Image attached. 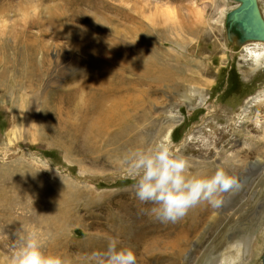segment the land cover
<instances>
[{"label": "rangeland", "instance_id": "1", "mask_svg": "<svg viewBox=\"0 0 264 264\" xmlns=\"http://www.w3.org/2000/svg\"><path fill=\"white\" fill-rule=\"evenodd\" d=\"M119 1L0 0V264H12L31 232L46 254L71 264H100L113 238L118 247L133 250L137 264H261L264 60L250 64L243 45L227 39L225 15L237 3ZM257 3L264 20V0ZM116 11L134 18L137 13V22ZM135 25L138 32L131 36ZM113 41L119 51L135 48L143 63L153 60L168 73L138 84L125 70L123 90L131 96L142 90L146 102L138 123H127L136 131L123 137L88 131L77 110L66 115L64 89L84 76L76 74L79 64L92 46ZM41 61L47 63L43 69ZM106 67L101 70L114 74ZM57 105L67 127L61 132ZM161 141L188 159V175H211L223 167L242 185L222 193L223 206L210 210L181 243L179 256L161 233L152 238L153 248L135 245L145 206L133 202L135 180L127 175L125 158ZM153 214L149 222L161 223Z\"/></svg>", "mask_w": 264, "mask_h": 264}, {"label": "bare ground", "instance_id": "2", "mask_svg": "<svg viewBox=\"0 0 264 264\" xmlns=\"http://www.w3.org/2000/svg\"><path fill=\"white\" fill-rule=\"evenodd\" d=\"M82 1L83 0H81V3ZM234 2L237 3V6L239 5V2L237 1H234ZM119 4H123L122 0L119 1ZM120 11H116V12L119 13L121 16H125V17L128 16V18L131 19L133 22H137V19H136L137 13L134 18L133 15H128L129 13L125 14ZM231 11H233V9ZM226 15H225V21H224L225 28H226ZM138 28L139 27L135 25L130 29L129 33L131 34V36L133 35V33H134V36H136L138 32L136 30ZM123 36L126 37V35H123ZM231 36L235 37L234 39H236V42H233L234 40ZM227 39L236 46L243 45L242 50L245 51L244 58H248L250 64H251V60L255 62L264 60V41L263 40H247L245 42H241V40L238 37V33L233 30H231L230 33H227ZM116 48L117 49L121 48V45H119L117 42H114V41L111 43L100 42L97 45L92 46L88 52L89 57L87 58L84 64L83 63L79 64V70L76 72V74L78 75L84 74V76H82V79H77L73 81L72 83H69V84H72V87L64 89V93L68 94L67 103L71 107V108L69 107V111L66 113V115H71V114L73 115L74 113H76V110H77V117L80 118L82 122L85 121L89 123L87 127L88 131H92L94 133H107V134L115 133V136L123 137L129 133H132L134 130L136 131L135 126L131 125L130 127H128L127 123H130V122L138 123V120L140 119V117H136V116H137V113L140 112L139 107L141 106L142 101L146 102L145 100H143L144 93L142 90H137V91H134L135 89L132 90L134 92L133 96L129 95L130 93L129 89L123 90V86L121 85V83L126 74L125 70L133 72L135 74L136 82L138 84H141L143 81H148V80H152L155 83L156 82L155 80H158L159 76H161V78L167 77L168 73L162 70H158L153 60L148 59V60H145L143 63L142 58L138 55L135 48L132 49L130 47L132 49L130 51H126V50L119 51L120 49L116 50ZM32 50L35 51L34 47L32 48ZM115 61L120 63V65H117L116 67L117 69L116 72H114V69L112 68ZM40 64L41 66L40 65L39 66L41 69L47 66V63L44 61H41ZM101 65H105V66H101ZM106 66H108L110 71L112 70L114 74H111L110 72L106 70H101L102 68L106 69L107 68ZM55 72H56V69H55ZM32 77L33 76L30 75V81L33 80ZM61 108H60V105L56 106V109H57L56 117L60 118L61 120V123L57 125L60 132L62 130L65 131L67 129V127L64 126V124L62 123L63 115L61 114V111L63 109ZM118 126H122L120 127L121 133L117 132V130H119ZM65 127L66 129H64ZM74 128L76 127L74 126ZM249 143L251 144V140L249 141ZM247 154L249 155L251 154V152H248ZM247 154H246V157L242 155L243 157L242 159H240L241 162H244L245 159H247ZM231 159L234 160V157H231ZM197 166L198 167H208L207 164H204V165L200 164ZM234 166L237 167V165L235 164ZM220 196L222 197L223 194L221 193ZM136 199H134L133 202L134 203L136 202V204L138 203V206L139 205H141L142 207L145 206L144 208L145 210L143 214L140 215V218L136 224L138 228L142 229V231H140V233L138 234V243H136L135 245L139 244L144 248H145V245H147L148 249L153 248L154 242L152 238L153 237L155 238L158 234L161 233L162 240H167L169 242L168 244H166V246L170 247V249L173 251L172 252L173 256H179V250H180L179 248L181 246V243L183 244L189 239L191 233L193 231H196V229L200 226L203 220H205V218L208 216L210 210H212L211 205L208 204L206 201L201 202L200 204L191 208L188 211L186 216L177 220L174 223L173 222H168V223L161 222L159 224L153 225L149 221H152L153 217L151 216L154 215L152 212V207L154 205L150 202H146V203L140 202L139 199L137 200ZM135 209L137 210V207ZM172 234H173V238L171 237ZM148 241L152 243L148 244ZM234 245H239V243L236 242ZM263 255H264V252L262 253L260 257L261 264H262Z\"/></svg>", "mask_w": 264, "mask_h": 264}, {"label": "clouds", "instance_id": "3", "mask_svg": "<svg viewBox=\"0 0 264 264\" xmlns=\"http://www.w3.org/2000/svg\"><path fill=\"white\" fill-rule=\"evenodd\" d=\"M262 65H257L261 67ZM127 175L135 180V195L141 202H150L152 211L161 222H176L201 202L214 209L223 206L221 193L242 187L239 179L223 167L211 175H188L190 167L186 157L176 155L166 142L136 150L125 158ZM12 264H71L58 254H46L36 232L28 234L15 252ZM100 264H137L130 248L118 247V240H110L102 254Z\"/></svg>", "mask_w": 264, "mask_h": 264}, {"label": "water", "instance_id": "4", "mask_svg": "<svg viewBox=\"0 0 264 264\" xmlns=\"http://www.w3.org/2000/svg\"><path fill=\"white\" fill-rule=\"evenodd\" d=\"M239 5L226 15V31L238 33L241 42L247 40L264 41V20L261 16L257 0H234ZM264 264V255L262 257Z\"/></svg>", "mask_w": 264, "mask_h": 264}]
</instances>
